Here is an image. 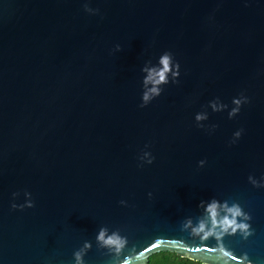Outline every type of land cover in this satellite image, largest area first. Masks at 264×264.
Wrapping results in <instances>:
<instances>
[{
    "label": "water",
    "instance_id": "95a60500",
    "mask_svg": "<svg viewBox=\"0 0 264 264\" xmlns=\"http://www.w3.org/2000/svg\"><path fill=\"white\" fill-rule=\"evenodd\" d=\"M165 50L179 83L141 108L140 69ZM241 92L236 117L209 109L204 123L219 127H197L210 99L231 106ZM146 144L155 160L141 168ZM249 175L264 176V0H0V264H73L85 239L87 264H108L102 226L148 259L209 261L181 241L193 243L184 221L212 196L251 214L253 235L225 243L264 264V188ZM24 190L34 207L13 209Z\"/></svg>",
    "mask_w": 264,
    "mask_h": 264
},
{
    "label": "clouds",
    "instance_id": "9594fccd",
    "mask_svg": "<svg viewBox=\"0 0 264 264\" xmlns=\"http://www.w3.org/2000/svg\"><path fill=\"white\" fill-rule=\"evenodd\" d=\"M84 10L90 15L100 14L99 8H93L88 4L84 5ZM121 46L117 44L115 50L119 51ZM142 73V93L141 103L139 107L148 106L153 100L161 96L164 92V86L170 83L178 84L181 76V64L175 59L174 53L170 50L163 51L155 62L151 60L145 62L141 69ZM250 102V97L241 92L238 96H234L231 100V106L221 100L219 96L210 99L204 110L195 113V122L197 127L205 129L209 134L215 132L219 127L218 124H205L209 120L210 112L220 113L227 111L229 119L236 117L241 107ZM243 128H239L233 132L230 144H235L242 136ZM149 145H145V150L137 157L138 167L145 164H152L155 156L151 151L147 150ZM205 159H201L198 164L203 167L206 164ZM248 181L254 187L264 188V176L257 179L253 175L248 176ZM153 195L148 193L149 198ZM20 196V192H13V201L11 207L13 209L25 207H34L32 193L24 190V203L17 204L16 199ZM121 205L128 206L127 200H120ZM198 207L202 210L200 216L195 221L188 217L185 219L183 228L189 231L190 239L193 242L189 244L187 241H181L192 250L198 251L200 247H205L208 252L212 253V259L209 261L192 260V264H254L249 258L247 252L237 255L235 250L228 247L225 243V237L239 235L242 239L247 240L253 235L254 229L251 224L252 216L244 209L242 204L237 201H229L228 199H218L212 196L209 199L201 200ZM214 240L213 245H209L208 241ZM96 244L101 249H106L112 259L108 264H151L145 255V248L142 245H132L129 247V239L119 230H110L108 227H100L95 235ZM161 238L155 239V244L161 243ZM173 243L176 240H172ZM198 242V244L196 243ZM153 244V247H155ZM93 247L92 241L85 239L80 247L72 253L73 264H87L85 257ZM192 258L189 257V260Z\"/></svg>",
    "mask_w": 264,
    "mask_h": 264
},
{
    "label": "trees",
    "instance_id": "16d2710c",
    "mask_svg": "<svg viewBox=\"0 0 264 264\" xmlns=\"http://www.w3.org/2000/svg\"><path fill=\"white\" fill-rule=\"evenodd\" d=\"M149 261L151 264H192V260H189V258H182L172 252L154 254L150 257Z\"/></svg>",
    "mask_w": 264,
    "mask_h": 264
}]
</instances>
